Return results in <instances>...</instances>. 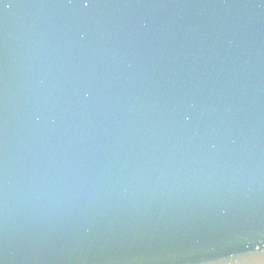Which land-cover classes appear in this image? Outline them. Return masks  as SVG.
<instances>
[{
  "label": "water",
  "instance_id": "obj_1",
  "mask_svg": "<svg viewBox=\"0 0 264 264\" xmlns=\"http://www.w3.org/2000/svg\"><path fill=\"white\" fill-rule=\"evenodd\" d=\"M0 264H264V0H0Z\"/></svg>",
  "mask_w": 264,
  "mask_h": 264
}]
</instances>
